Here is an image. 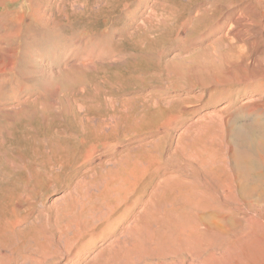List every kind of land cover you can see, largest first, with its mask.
<instances>
[{
	"label": "rangeland",
	"instance_id": "obj_1",
	"mask_svg": "<svg viewBox=\"0 0 264 264\" xmlns=\"http://www.w3.org/2000/svg\"><path fill=\"white\" fill-rule=\"evenodd\" d=\"M0 1L4 2V4L0 6V14H10L11 18L14 16L12 20H14L15 17H23L22 23L20 24L22 26H12L13 28L11 31H13H10L9 36L8 34H4L3 31L0 33V35L2 34L1 36H5L2 37V39L0 37V42L2 41L0 46L4 47L3 45L8 43L4 47V50H10L9 54H11L12 58H10V64L12 62L10 69L5 70V72L0 71V158H2L0 161L3 160L1 162H5L8 161V159L17 161L15 152L19 150L18 148L28 150L27 148L31 147L32 143L34 144L40 139V141L44 140L43 142H45L48 147L50 144L54 146L57 143L65 147V149L71 150V153L75 155V160L73 161L77 162L79 159L76 164L71 162L73 165L70 163L69 166L63 168L64 173L61 176L62 179L60 178V182L62 183L59 182V185L62 186L57 192L48 193L44 199L39 197L35 198L36 201H40L39 203L35 202V205L38 203L37 205L39 206L36 205L35 210L41 209L42 211L44 210L43 212L46 213V215L49 214L45 209L49 206L50 200L55 197H63L64 193L67 192L66 188L71 184L69 183L71 179H68L72 169H76V171L79 170L80 174L83 172V175L87 173L86 175L93 176L99 170L101 160L106 157L109 151L120 148L121 142L119 143L115 138L113 139L114 136L105 139L99 137V134L95 130H93V132L92 127L89 126V122L86 120V116L87 118L89 116V118H94L95 114L106 115L107 117L110 116L108 117L109 124L107 129L115 127V135H119L121 132L120 129L122 128L121 123L124 121L125 115H131V117L133 116L134 118L135 124H138L140 120L139 124L141 125L138 124V126H140L138 130L139 133L148 134V128H145L144 125L145 123L147 124V122H153L150 127L153 131L150 132L155 133L158 131V135H162L158 143L159 146L154 147L158 148L155 149L156 152L154 148L151 149L154 153L158 152L154 154L155 157H158H156L158 160L155 161L154 158L153 160L155 162L150 161L151 163H144L146 168H144L143 172L145 173H142V179L140 178L139 181L147 177L142 183L138 181L133 191L134 193H131L128 198V203L129 201L138 200L134 206H129L133 209L128 207V210L125 208L127 207V202H125V206L121 205L118 209L120 212L117 211L114 213L116 215L112 214V216H109V218L112 217L111 219L106 218L101 220L100 223L96 222L88 230L84 231V233L83 230L78 231L82 234H77L78 232H75L76 235L74 238L76 240H71V244L66 243L64 233H69L68 235H71L73 232H68L64 228L63 231L65 232H62V239L60 240V245L62 244V256L60 255L59 261L61 264L66 263L67 259L74 260L75 263L73 262L72 264H103L104 260L110 256L108 255V250L104 248L108 247L112 239V234L122 231L120 229H123L129 221H135L138 215L142 218L150 209L148 204L147 206L145 205V201H148V203L151 201L153 207H161L162 198H160L161 200L158 198L161 202L156 199V197L161 196L160 189H158L159 195L156 194V196L155 194H150V189L153 184L152 180H155L156 176L161 172L160 169H163V166L167 168L172 167L173 169L177 167V170L181 172L186 171L184 174L188 175L189 180L203 177L202 172L204 171H199L200 174L198 170L195 169L199 168V164L196 163L195 165V162L200 161L201 156L197 161L193 162L194 166L192 167H194V170L193 168L191 170L194 172L181 167L183 162L181 158L177 156L179 154L181 157L180 154L182 153L181 151L178 153L179 148L175 147L176 142H187V145L193 148L198 144V140L203 142L206 141L205 143L207 146H209L211 142L212 145L219 148L220 151L226 155L225 158L229 165L237 164L239 166L238 171L240 173L243 171L242 174L247 170L245 161L250 162L255 168L264 165V58L257 55L258 52L253 53V51L248 47L246 48V46H243L242 49L238 48L231 32L226 31L228 26L224 28L223 32L221 29L206 32V34L202 33L203 31L201 30L211 22V20L214 18L218 20L221 17L219 15L217 16L216 13L213 15L205 14L207 17L205 15L194 16L200 4L205 5L207 1L210 3L212 0H191V4H188L189 6H177L180 10L176 12H180L178 16L175 12L176 15L167 13L163 5L154 4L152 3L153 0H139L138 2L137 0H124L122 4H120L122 7L119 6V0H98V3L90 0L87 1V4H85L83 0H50L47 12L44 13V20L47 16L49 18V21H44L43 23L45 28H43L37 20L35 22L34 16L31 14L33 12L32 4L38 2V0ZM156 1L168 4L166 2L168 0ZM182 1L185 2V0ZM237 1L238 0H221L222 4H227L223 13L228 11L229 8L231 10ZM102 2L106 7L101 6L103 5ZM125 3H127V5ZM252 3L255 6V14L259 13L262 0H252ZM150 5L153 6L154 10L157 7L154 16L151 14L153 12L149 10ZM213 6L215 9L220 7L216 2L213 3ZM173 7H175V5ZM131 20L134 21L131 22ZM144 22L146 23L143 24ZM126 25L128 27H126ZM136 26L140 31L137 28L135 29ZM30 27L32 28L30 29ZM39 27H41V29ZM16 28L17 31L13 33ZM126 29H128L129 34L128 32L126 33ZM38 31L44 37L40 39V42L33 39L30 40V38L27 37L28 34L32 35L34 32L38 37ZM144 31L145 33L143 36L142 34ZM67 45H72L71 47L69 46L70 49H73L74 46L77 47L72 51L67 48ZM79 45L85 50L81 49ZM63 46L66 47L63 49ZM78 46L80 47L79 49ZM74 51H76V53H74ZM85 52H88V54ZM54 53L58 55L57 58L55 57V59L52 60ZM77 54L79 55L77 56ZM72 56H74V59ZM40 57H42L43 63L41 66H37L36 64L38 60H40ZM34 67H40L43 70V79H36L37 76ZM27 87L28 90L31 88L30 90H34L35 92L31 94V91L25 90ZM22 92L24 94H22ZM106 92H108V94ZM39 96L44 100L41 101V103L43 102L41 107L35 106V102H33V99ZM128 97L133 99H129ZM80 98H82V100ZM24 101H26V103ZM81 102L84 103L82 106L87 105V107L83 108ZM120 103L123 104L120 105ZM93 105L94 107H92ZM124 107L127 108L124 110ZM24 111L27 113L25 114ZM93 112L95 113L93 114ZM121 115L123 116V120H121L122 118L118 119ZM24 120L26 122H24ZM136 121H138V123ZM31 127L35 129L32 128L33 130H31ZM61 127L63 128L61 129ZM54 129H59L61 133H54ZM107 129L106 131H110ZM27 131L30 133L28 134ZM32 133L35 134L33 135ZM165 133L166 135H164ZM51 135L55 138L57 136L60 138L55 139ZM180 135H184L182 137L185 140L182 139L179 141L178 137ZM35 138L37 140H35ZM30 139L34 140L31 142ZM56 140H58V142ZM30 142L31 144H29ZM174 148L177 149V152H175L176 150ZM171 152L177 154H172ZM85 154H89V157L83 159L82 157H84ZM159 154H161V156ZM170 155H172L173 158L174 156L178 158L179 160L174 158L176 159L175 161H179L182 164L178 166L180 163L178 162L177 164ZM167 156H169V158ZM107 166L113 167L110 162H108ZM158 167H160V169ZM82 169H85V171ZM88 172L90 174H88ZM92 172L93 175H91ZM189 174L191 175L189 176ZM98 178L94 179L99 181ZM66 179L68 184H66ZM15 180H17V178L13 179L7 185L10 191L14 190L18 183L19 185L22 184L19 179L17 181ZM14 182L16 183L15 186ZM139 183H141L140 186H138ZM63 186L66 187L64 188ZM137 187L141 188V190ZM91 189H93L94 194L98 193L96 188ZM0 193L3 194L5 191L3 190L2 192L0 190ZM142 193L143 196H138ZM149 194L150 197H148ZM136 195L137 197H135ZM132 198L135 199L133 200ZM153 199H155V201ZM139 200L141 203H139ZM138 204L140 205L138 206ZM13 205L7 208L8 212H6L4 219H10L12 209L18 208L15 204ZM124 210L128 211L125 213ZM252 212L253 214L256 213L257 216L256 210H252ZM7 213H9V215ZM134 213L137 214H135V217L133 215ZM117 215L119 217H117ZM120 215H122V217ZM47 217L50 219V221L47 219V222H51L50 215H47ZM6 220L0 221V226H3L0 227V264H11V252L9 253L8 249L12 242H15L16 245L21 244V242H19L21 236L17 229L20 227L22 228L23 226L21 225H24L20 222L15 223L12 221V223ZM108 221L110 224H108ZM135 222L137 225L141 223L140 221ZM133 223H130V225H135ZM105 225L107 226L106 228L104 227ZM261 227L262 226H259L257 222L256 225H252L254 233L262 239ZM12 229H14V231ZM111 229L113 230L111 231ZM5 230L6 233L8 232L7 234H9V236L5 233ZM2 232L5 234L3 235ZM30 233V237L34 235V232ZM89 234H93L91 235L92 238ZM7 237L10 238L7 239ZM32 239L33 238L30 239V244L33 245L34 241H31ZM128 239L129 237L126 238V241H128ZM75 243H77V245ZM3 245L4 249L2 248ZM32 245L31 247H34ZM68 245L71 246L69 247ZM76 249L78 250L77 252H75ZM5 252L8 253L6 254ZM74 252L76 255L73 259L71 254ZM144 254L141 257L142 261L139 263L136 262V264H140L141 262V264H167L157 255L153 256V254L146 253L144 256ZM3 257H5V259ZM148 257H150V259ZM230 257V255L224 254L223 261L225 264L230 261ZM146 258L148 261H146ZM31 262L29 263L28 261L23 263L21 259H18L16 263L12 264L37 263ZM42 264L48 263L43 262ZM249 264L254 263L249 262ZM262 264H264V262Z\"/></svg>",
	"mask_w": 264,
	"mask_h": 264
},
{
	"label": "bare ground",
	"instance_id": "obj_2",
	"mask_svg": "<svg viewBox=\"0 0 264 264\" xmlns=\"http://www.w3.org/2000/svg\"><path fill=\"white\" fill-rule=\"evenodd\" d=\"M77 1H79V0H77ZM83 1H85V4H87L88 3L87 1H90V0H83ZM91 1L97 2V3L99 2L98 0H91ZM123 1L124 0H119V6L122 7V5H120V4H122ZM138 1L139 0H137V2ZM190 1L191 0H185V2H183L182 0H168V1H166L168 4H166V3H159L156 0H153L152 3L163 5L164 10L167 13H171L172 15L177 14V16H178V14L180 15V12H178V13H176V12L179 10V7L180 6H187L190 3ZM103 2H105V1H103ZM211 2H212V4H211ZM214 2H216L218 4V6H220V7H218L217 9L213 8ZM36 3L34 2L32 4V2H31L32 9H33V12L31 14L34 16V21L36 22V20H37V22H40L41 26H43L44 21L45 22L49 21L48 16L44 20V13L47 12V8L50 4V0H38V2H36ZM3 4H4V2L0 1V6H2ZM125 4L127 5V3H125ZM209 4H211V5H209ZM174 5H175V7H173ZM101 6L106 7V5H104V3ZM154 6H156V5H154ZM177 6H179V7H177ZM226 7H227V4L226 3L222 4L221 0H212V1H210V3H209V1H207V4H205V5L200 4V6L197 8V11H195L194 16L205 15V14H208V15L212 14L213 15L214 13H216L217 16L218 15L221 16L218 20H216L214 18L213 20H211V22H209L206 26H204V28L201 30V31H203L202 33L206 34V32H210L213 30H221V29H222L221 31L223 32L224 28L226 26H228L226 28V31L231 32L233 39L235 40V42L238 45V48L242 49L243 46H246V48L248 47L249 49H251L253 51V53L258 52L257 55L264 58V45H263V43H264V0H262V6H261V9H259V13H256V14H255V6L252 3V0H238L237 3L233 6V8L231 10L229 8L228 11L223 13L224 8L226 9ZM156 9H157V7L154 10L153 6H151V5L149 6V10L153 12V13H151L149 11L152 14V16H154ZM110 13H112V12H110ZM131 16H132V14H131ZM13 17L14 16H12V18ZM12 18H11L10 14H7V13L0 14V33H1V31H3L4 34H8V36H9V33L14 26H17V27L22 26V25H20L22 23V18H23L22 16L15 17L14 20H12ZM133 21L134 20H131V22H133ZM146 22H144L143 24H145ZM47 23H46V25H47ZM37 25H38V23H37ZM137 26H139V25H137ZM137 26L135 27V29L137 28ZM126 27H128V26L126 25ZM153 27H150V28H153ZM31 28L32 27H30V29ZM39 28L41 29V27H39ZM43 28H45V27L43 26ZM34 29H36V28H34ZM137 29L139 30V28H137ZM146 29H148V28H146ZM126 30H127L126 31V33H127L128 29H126ZM16 31H17V28L15 29V31L13 33H15ZM27 31H29V30H27ZM132 31H134V30H132ZM37 33H39L38 37H37L35 32L32 35L28 34L27 37H29L30 40L33 39V40H37L38 42H40V39L43 36L39 31ZM136 33H138V32H136ZM144 33H145V31L142 34L143 36H144ZM128 34H129V32H128ZM1 35H0L1 39H2V37H5L4 35L3 36H1ZM131 35H132V33H131ZM146 35H145V37H146ZM128 36H130V35H128ZM140 36H141V34H140ZM199 36H201V35H199ZM201 37H203V36H201ZM224 37H225V35H224ZM3 40H5V39H3ZM90 40H92V39H90ZM142 40H143V38H142ZM90 43H91V41H90ZM6 45H3V46L5 47ZM69 46L71 47L72 45H69ZM69 46L67 48H69ZM79 46H78V49L81 47V46L80 47ZM210 46H211V44H210ZM4 47L0 46V71H3V72H5V70H7V69H10V65L12 64V62L10 64V61H11L10 60L11 54H9L10 50L5 51ZM65 47L63 46V49ZM75 47H77V46H74L73 49H70V48L69 49L73 51ZM81 49H83V47H81ZM83 50H85V49H83ZM83 50H82V52H83ZM244 50H246V49H244ZM76 51H74V53H76ZM94 51H95V49H94ZM85 53L88 54V52H85ZM57 55L58 54L54 53L52 60H54L55 57L57 58ZM78 55L79 54H77V56ZM80 55H82V54H80ZM74 56H75V54H74ZM74 56H72V58ZM86 56H88V55H86ZM79 59H81V58H79ZM83 59H81V60H83ZM42 60H43L42 57H40V60H38V63L36 65L41 66V64L43 63ZM78 64H79V62H78ZM86 64H87V62H86ZM83 67H85V66H83ZM34 68H35V74L37 76L36 79H43V70L40 67H34ZM72 70H73V68H72ZM30 89L28 90V87H27L25 90L31 91V94H33L32 92H35V91L34 90L32 91ZM107 89H109V88H107ZM78 92H80V91H78ZM106 93L108 94V92H106ZM22 94H24V93L22 92ZM40 94H38V95H40ZM107 94H105V95H107ZM35 95H37V94H35ZM40 97L41 96L37 97L36 99L35 98L33 99L34 100L33 102H35V106L41 107L43 105V102L41 103V101H44V100ZM99 98H101V97H99ZM128 98L130 99L131 97H128ZM80 99L82 100V98H80ZM131 99H133V98H131ZM18 100H19V98H18ZM126 100H125V104H126ZM75 101H76V99H75ZM122 101L124 102L123 98H122ZM24 102L26 103V101H24ZM76 102H74V103H76ZM107 102H108V100H107ZM81 103H82L81 106L84 105L83 102H81ZM87 103H89V102H87ZM121 104H123V103H120V105ZM128 104H129V102H128ZM95 105H97V104H95ZM105 105H108V104H105ZM88 106H89V104H88ZM5 107H7V106H5ZM78 107H79V104H78ZM82 107L83 108L87 107V105L82 106ZM92 107H94V105ZM126 108L124 107V110ZM25 111H24V113H25ZM21 112H23V111H21ZM95 112H93V114ZM98 112H100V111H98ZM42 115H43V113H42ZM109 115H110V113H109ZM94 116H95L94 118H89L90 116L87 118V116H86V120H87V122H89V126L92 127V131L95 130L99 134V137L105 138V139L114 136L113 139L115 138L117 141H119V143L121 142V146L119 149L109 151V153L106 155V157H104V159L101 160V162L99 164V170L98 171L96 170L97 172L94 175L92 172L91 175H93V176L86 175L87 171L85 172L86 174L83 175L84 174L82 172L83 169L81 170L82 173L80 174V171L78 170L79 168L77 169L78 171H76V169L75 170L72 169L70 171L71 174H70L68 180L71 179L69 181V183H71V184L66 188L67 192L64 193V196L62 195L63 197L52 198V200H50V204L47 203L49 206H47V208L45 207L46 208L45 211L47 213H49L47 215H50L51 222H47L48 217H47L46 213L43 212L44 210L43 211L41 209L35 210L36 205L40 202V201H36L35 198L39 197V198L44 199V197L46 195H48V193L57 192L62 186V185H59V182H60L61 176L64 173L63 168L66 166H69V164L71 162L73 164H76L79 161V159L77 160V162L73 161V160H75V155L71 153L72 151L69 149H65V147L60 146L57 143L54 146L52 145L53 147L51 146V144H50L51 147L50 146L48 147V145L46 146V143L43 142L44 141L43 139H42L43 141H40L41 139L37 140L35 138V140H37V141L34 144L32 143L31 147L27 148L28 150H23V149L18 148L19 150H17L15 152V155L17 157V161H11L13 159H8V158H7L8 161H5V162H1L3 160L0 161V190L2 192H3V190L5 191V193H3V194L0 193V221L6 220L4 218H5L6 212H8L7 208L10 205L15 204V206H18V208L12 209L11 218L6 220V221H8V222L14 221L15 223L20 222L21 224H24V225H21V226H23L22 228L20 227L19 229H17V231H19V235L21 236V238H19V242H21V244L16 245L15 242H12L11 246L9 247L10 251L8 248H6V249H8L9 253L11 252V259H12L11 260L12 262L10 261L11 264L16 263L18 261V259L19 260L21 259V261L23 263L28 262V261L30 263L32 261L33 263L37 262L38 264H42L43 262H46L48 264H61V262L59 261L60 255H61V250H62L61 249L62 244L60 245V243H61L60 240L62 239V236H61L62 232H65V231H63L64 228L68 232H71V233L73 232L71 235H68L69 233L68 234L64 233V238H66V243L71 244V242H70L71 240H73V241L76 240L74 238L76 235L75 232L83 230V233H84V231L88 230L96 222L100 223L101 220L109 218V216H112V214H114L118 211V209L120 208L121 205L123 206L124 204H126L125 202L128 201V198L130 197L131 193H134L133 191H134L135 187L137 186V183H138L139 179L141 178L142 173H145V172H143L144 168H146L144 166V163L145 164L151 163L150 161L153 162L154 158H155V161L158 160V159H156L157 156L155 157V155H154V154H157L158 152L154 153V152H152L151 149L159 146L158 143L160 142V140H161L160 138L162 135H158V133H157L158 131L155 133L150 132V131H153L152 128H150L152 126L153 122H151V123L147 122V124L145 123L144 127L148 128L147 130L149 132H148V134H142V133L138 132V130L140 129L139 128L140 126H138V124L140 123V120H139L140 118L138 119L139 123H138V121H136L138 124H135L133 116L131 117V115H125L124 121L121 123L122 128L121 129L119 128L121 130V132L119 135H115V133H116L115 127H111L110 129H107L108 124H109L108 123V117H110V116L107 117L106 115H101V114H95ZM23 117H25V116H23ZM122 117L123 116L121 115V117L118 119H121ZM28 119H27V122H28ZM91 119H93V120H91ZM121 120H123V118ZM24 122H26V121L24 120ZM139 125H141V124H139ZM32 128L33 127H31V130L35 129V128H33V129ZM62 128L63 127H61V129ZM106 129L110 130V131H106ZM87 131H88V129H87ZM27 133H28V131H27ZM54 133H61V132L59 129H56ZM84 133H87V132H84ZM162 133H164V132H162ZM32 134L34 135L35 133H32ZM164 135H166V133ZM182 136H184V135H182ZM182 136L180 135L178 137L179 141L184 139ZM30 138H31V135H30ZM53 138H55V137H53ZM58 138H60V137L57 136L55 139H58ZM32 140H34V139H32ZM32 140H31V142H32ZM51 140H52V138H51ZM56 141L58 142V140H56ZM31 142L29 144H31ZM205 142L198 140V142H197L198 144L195 145L196 147H194V148L192 146L189 147V145H187L188 144L187 142L186 143L182 142V141L178 142V143L176 142L175 147L179 148L178 153H180V151L182 153V154H180L181 157L179 156V154H178V156L177 155L176 156L178 158H181V161L183 162V164H182L178 161L180 163L178 166H180L182 164L181 167L183 169L191 170L193 168V170H194V167H192V166H194L193 162L197 161V159H199V157L201 156L200 161L195 162V165H196V163L199 164V166H198L199 168L198 169L195 168V169L198 170V172L204 171V172H202L203 177H200V179L194 178L195 180H192V179L189 180L188 175L184 174L186 171L181 172L180 170H177V167H176V169L175 168L173 169L172 167H171L172 168L171 169V168H167L164 166L162 167L163 169H160V167H158L161 170V172L156 176L155 180H152L153 184L151 185L150 194L152 193V194H155V196H156V194L159 193L158 189H160V195L161 196L156 197V199L162 198V202L160 201L161 199L160 200L158 199L162 204L161 207H159V208H156L155 206L153 207V204H151V201H149L150 203H148V201H145L146 202L145 205L147 206V204H148L150 207V209L147 207L149 209V211L146 210L148 212H146L142 216V218L139 215L135 218V221H137V222L140 221L141 223L139 225H137V223L135 221H133L135 223L129 221L130 223H133L135 225H132V224L130 225V223L128 222L127 225L125 224L126 226L123 229H120L122 231H120L118 233L114 232L112 234V239L110 238L111 240H110V243L108 244V247L104 248V249L108 250L107 252H108V255H110V256H108L104 260L103 264H136V262L139 263L140 261H142L141 257L144 253L145 254L146 253L147 254H153V256L157 255L160 258H162L164 260V262H166L167 264H225V262L223 261L224 254H228L231 256L230 261L227 264H249V262H252L254 264H262L264 262V248H263V243H264V233H263L264 232V165H261L258 168H255L254 166H252V164L250 162L245 161V166H246L247 170L244 171V173L242 174L243 171L241 173L238 171L239 166L237 164H234V165L228 164V161L225 158L226 155L223 154V152H221L219 148L212 145L211 142H210V145L207 146ZM155 149H158V148H154V151H155ZM175 150H176L175 152H177V149H175ZM174 154H177V153H174ZM159 155L161 156V154H159ZM88 157H89V154H85V156L82 158L84 159V158H88ZM167 157L169 158V156H167ZM170 157H172V155H170ZM13 158H14V154H13ZM174 158H176V157L174 156ZM174 158H173L174 161L176 159H178V158H176V159H174ZM0 159H2V158H0ZM7 159H4V160H7ZM143 160H144V162H143ZM168 161H170V160H168ZM108 162H110L113 167L107 166ZM178 162H176V163L178 164ZM160 164H162V163H160ZM160 164H159V166H160ZM163 165H164V163H163ZM83 171H85V169ZM89 171H90V169H89ZM191 172H194V171L191 170ZM88 174H90V173L88 172ZM190 175L191 174H189V176ZM194 176H195V174H194ZM153 177H155V176H153ZM16 178H17V180L19 179V181L22 182V184L19 185V183H18L16 185V183L14 182L15 183L14 186L16 185L15 189L10 191V188L7 185L13 179H16ZM94 178H98L99 181H97ZM145 178L143 180H145ZM17 180H15V181H17ZM143 180H141L139 182L142 183ZM66 182H67V179H66ZM60 183H62V182H60ZM141 183H139L138 186H140ZM66 184H68V182ZM11 185H13V184H11ZM146 185H148V184H146ZM11 187H13V186H11ZM91 188H96L98 190V193L94 194L93 189H91ZM137 188H139V187H137ZM139 189L141 190V188H139ZM94 192H96V191H94ZM150 194L148 197H150ZM138 196H140V197L143 196V193L141 195H138ZM135 197H137V195ZM153 200L155 201V199H153ZM136 201H138V200H136ZM136 201L134 200V201H129V203L127 202V204H126L127 207H125V208L128 209L129 206L130 207L134 206L137 203ZM35 202H38V203H36V205H35ZM139 203H141V201ZM139 205L140 204H138V206ZM20 208H22V209H20ZM41 208H43V207H41ZM130 209H133V208H130ZM141 209L144 210L143 208H141ZM145 209H146V207H145ZM128 210H126V211L124 210L125 213ZM252 210L257 211V216H256V213L253 214ZM118 212H120V211H118ZM125 213H124V215H125ZM7 214L9 215V213H7ZM135 214L136 213L133 214L134 217H135ZM138 214H140V213H138ZM114 215H116V214H114ZM120 216L122 217V215H120ZM113 217H115V216H113ZM117 217H119V216L117 215ZM128 217H130V216H128ZM6 218H7V216H6ZM111 218H109V219H111ZM140 218H141V220H140ZM48 220L50 221V219H48ZM256 222L259 223V226L260 225L262 226L261 227L262 239L259 238L254 233V231L252 230V225H254V224L256 225ZM48 223H49V226H48ZM102 223H103V221H102ZM5 224H6V222H5ZM108 224H110L109 221H108ZM119 225H120V223H119ZM8 226H9V224H8ZM101 226H100V228H101ZM0 227H3V226H0ZM104 227L106 228L107 226L105 225ZM110 227H111V225H110ZM12 230L14 231V229H12ZM92 230H91V232H92ZM112 230L113 229H111V231ZM30 232H34V235H32L31 237H30V234H31ZM5 233H6V230H5ZM125 233H126V235H125ZM2 234H3V232H2ZM77 234H82V233L78 232ZM7 235L9 236V234H7ZM89 235H88V237H89ZM91 235H93V234H91ZM91 235H90V237H91ZM123 235H125V236H123ZM128 237H129V239H128V241H126V238H128ZM8 238H10V237H7V239ZM31 238H33L31 241H34L33 245L30 244ZM82 240H80V241H82ZM84 240H86V239H84ZM107 241H109V240H107ZM75 244L77 245V243H75ZM31 245L34 247H31ZM74 245H73V247H74ZM79 246H80V244H79ZM7 247H8V245H7ZM2 248L4 249V245ZM81 249H79V250H81ZM100 249L103 250L102 248H100ZM100 249H99V251H100ZM69 251H70V249H69ZM77 251L78 250L76 249L75 252H77ZM74 253L71 254V256H73V259L75 258V255H76V253L75 254ZM104 254H105V252H104ZM145 254H144V256H145ZM146 257H147V255H146ZM3 258L5 259V257H3ZM148 258L150 259V257H148ZM103 259H104V257H103ZM146 261H148L147 258H146ZM73 262H74V260H68L67 259L66 263H64V264H72ZM94 264H96V263H94Z\"/></svg>",
	"mask_w": 264,
	"mask_h": 264
}]
</instances>
